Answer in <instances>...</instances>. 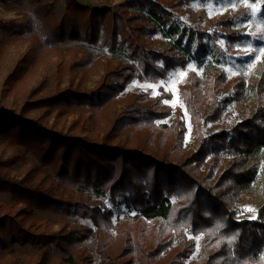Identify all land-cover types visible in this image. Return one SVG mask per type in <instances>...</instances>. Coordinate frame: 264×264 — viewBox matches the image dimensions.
<instances>
[{
	"label": "trees",
	"instance_id": "16d2710c",
	"mask_svg": "<svg viewBox=\"0 0 264 264\" xmlns=\"http://www.w3.org/2000/svg\"><path fill=\"white\" fill-rule=\"evenodd\" d=\"M168 1L178 7L185 3ZM134 3L137 15L130 27L123 23L120 13L110 16L108 9L91 10L80 5L69 6V20L47 24L45 35L34 20L25 24L0 22V29L7 33V38L0 41V53L7 42L29 39V50L15 69L18 78L39 61L46 49L66 41L97 44L102 30L111 55L106 57L104 74L91 91L82 82L87 76L82 69L85 72L77 85L71 80L48 98H36V93H31L19 109L5 106L4 98L0 101V145L22 147L37 161L24 177L16 179L10 169L25 154L18 151L0 160V194L12 197L11 204H0V264H20L15 254L17 246L31 249L25 255V264H94L84 245L93 237L99 264H145L144 255L150 263H156L175 247L186 228L192 235H202L200 259L189 264L260 262L264 254V204L255 220H237L234 207L249 193L257 177L260 154L264 153L261 95L257 94L258 108L252 113L249 85L242 80L231 84L239 120L211 134L185 159L180 157L187 128L180 110L174 112L161 100L152 102L146 92H128L120 97L135 77L164 78L169 71L186 67L189 60L205 56L209 52L206 37L224 38L233 44L241 34L232 20H227L212 34L191 33L184 43L187 30L168 27L171 12L161 5L140 0ZM36 13L40 18L50 16L42 8ZM156 34L169 40L162 50L152 47ZM196 38L200 48L194 54ZM122 47L127 50L126 57L115 59ZM94 60L90 55L73 70L86 68ZM15 75L6 79L9 91H4V97L17 80ZM225 80L223 75L217 77L210 89L207 87L210 91L206 96L201 79L192 75L183 95L194 125L221 119L224 101L216 92L224 89ZM121 98L123 110L117 112L112 127L101 136L95 114ZM60 105L69 112H80L66 129L50 126L46 118ZM87 111L92 115L88 122H82L81 115ZM171 116L170 125L158 123ZM93 193L107 196L114 207L124 204L141 223H157L151 236L141 230L146 249L139 250L131 236L120 252L112 249L108 232L116 228L114 212ZM38 211L49 217L38 218ZM51 217L60 221L58 231L45 230L54 225ZM71 217H80L89 224L74 228L67 220ZM177 246L180 252L170 264H185L191 246L185 241Z\"/></svg>",
	"mask_w": 264,
	"mask_h": 264
},
{
	"label": "rangeland",
	"instance_id": "374dc122",
	"mask_svg": "<svg viewBox=\"0 0 264 264\" xmlns=\"http://www.w3.org/2000/svg\"><path fill=\"white\" fill-rule=\"evenodd\" d=\"M134 1L138 0H11L0 2V22L15 20L19 24H25L28 20H34L38 26L37 28L41 29L43 35H45L47 24L53 26L63 20H69V6L80 5L91 10L94 8L108 9V15L110 16L120 13L124 19L123 23L130 27L133 25L131 22L137 15ZM140 1L152 5H161V8L171 12L172 18L168 27L179 26L181 29H186L188 35H186L184 43L191 33L197 35L198 32L204 31L212 34L221 28V23L227 20H232L236 31L241 34V39L233 44L227 43L224 38L213 40L206 37L204 43L209 52L205 56L189 60L186 67H177L169 71L164 78L141 80L135 77L120 95V97H123L128 92H146L152 102L161 100L162 105L171 108L174 112L177 109L180 110L187 128L180 157L185 159L197 151L203 144V140L211 134L222 131L226 126V128L231 127L239 120L238 103L233 97L231 84L239 83L242 80L249 85L247 95L251 98L252 113H255L258 108L257 94L261 95L262 104L264 105V90H260L261 87L259 88V84H261L264 89V47L261 46L264 44V0H185L182 7L170 4L171 1L168 0ZM39 8H42L46 13L48 12L50 16L38 17L36 10ZM109 22L107 20L106 23ZM6 35L7 33L0 29V41L5 40ZM181 35L182 32L180 31L178 37H181ZM26 37H29V35L26 34ZM105 38V30H102L97 44H89L83 40L66 41L58 44L56 48L46 49L39 61L29 67L20 78L15 75V69L19 60L29 50V39L7 42L0 53V101L4 98L5 106L19 109L31 93H36V98H48L68 86L71 80L74 85H77L81 81L82 72L85 71L87 76L85 79L83 78L82 82L91 91L97 86L98 81L104 74V63L106 57L110 55L108 47L104 43ZM153 40L152 47L156 50H162L169 45V40L160 34H156ZM199 48V42L196 38L194 39L192 52L197 53ZM120 49L115 55V59L126 57V48L122 47ZM90 55L96 59L93 64L87 65L86 68L78 66L76 70H73ZM82 69H85V71ZM11 74L15 75L17 80L11 86L10 92L4 97V91H9L7 90L6 79ZM192 75L201 79L204 91L213 84L217 77H222V75L226 77L224 89L216 92L222 102L224 101L222 104L223 114L219 121L208 124L199 122L197 125L192 123L190 111L183 95L186 87L190 85ZM209 91L207 89L206 96ZM120 110H123L122 98L116 104L108 106L103 111L95 114L94 118L101 129V136L110 130L117 112ZM41 112L44 113L45 109H42ZM79 115L80 112L77 109L69 112L65 106L60 105L53 108L46 118H48L50 126L66 129L78 119L77 116ZM91 115V111L83 113L81 115L83 116L82 122H88ZM173 118L174 116H171L158 123L170 125ZM18 151L25 154V158L10 169V175L16 179H21L34 164H37L35 157L30 153L26 154L25 149L22 147L11 148L3 144L0 145V160L7 159ZM257 169V177L251 185L249 193L234 207L236 219L239 221L255 220L259 208L264 204V153L260 154ZM93 195L95 199H100L107 208L114 212L116 228L108 232L112 249L116 253L120 252L125 246L128 236H131L133 243L139 247V250L146 249L143 245L144 238L141 230L146 231L147 234L145 235L149 234L151 236L152 231L157 227V223L149 221L141 223V219L137 218L135 213L129 212L124 204L114 207L107 196L99 197L95 193ZM2 203L11 204V195L0 194V204ZM36 215L40 219L49 217L48 214L39 211ZM67 220L74 228L89 224L87 220L80 217H71ZM51 223H54V225L45 227V230L58 231L61 228L60 221L55 220L54 217H51ZM201 239L202 235H192L186 228L182 237L176 240L175 247L167 250L156 263H150L145 255L142 257L143 261L145 264H170L180 252V246H177V244L185 241L186 245L191 246L189 259L185 262V264H189L191 260L200 259ZM84 245L92 255L94 264H99L100 258L97 253L96 238L93 237L87 240ZM30 250V247H16L15 254L20 264H25V255ZM257 264H264V254Z\"/></svg>",
	"mask_w": 264,
	"mask_h": 264
},
{
	"label": "snow or ice",
	"instance_id": "6c2138e0",
	"mask_svg": "<svg viewBox=\"0 0 264 264\" xmlns=\"http://www.w3.org/2000/svg\"><path fill=\"white\" fill-rule=\"evenodd\" d=\"M261 46L264 47V44H262Z\"/></svg>",
	"mask_w": 264,
	"mask_h": 264
}]
</instances>
